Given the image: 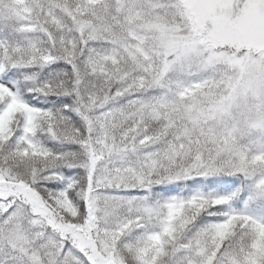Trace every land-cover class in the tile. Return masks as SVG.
<instances>
[{
  "label": "snow or ice",
  "instance_id": "1",
  "mask_svg": "<svg viewBox=\"0 0 264 264\" xmlns=\"http://www.w3.org/2000/svg\"><path fill=\"white\" fill-rule=\"evenodd\" d=\"M0 264H264V0H0Z\"/></svg>",
  "mask_w": 264,
  "mask_h": 264
}]
</instances>
